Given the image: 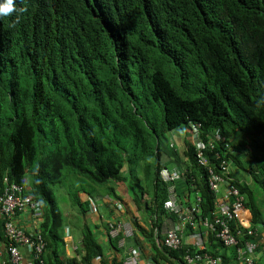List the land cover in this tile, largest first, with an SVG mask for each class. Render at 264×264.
<instances>
[{
  "label": "trees",
  "instance_id": "obj_1",
  "mask_svg": "<svg viewBox=\"0 0 264 264\" xmlns=\"http://www.w3.org/2000/svg\"><path fill=\"white\" fill-rule=\"evenodd\" d=\"M14 2L16 11L0 17V169L17 180L28 171L33 195L53 208L51 186L66 177L122 181L124 165L150 157L155 188L166 195L160 135L190 124L201 125L203 142L219 136L222 160L236 167L248 160L264 190V0ZM204 152L219 172L220 160ZM184 155L185 175L174 188H196L209 216L215 194L192 142ZM234 185L252 214L253 234L239 247H258L260 210L247 185ZM208 235L223 250L222 264H230L225 249L235 256L237 247ZM89 241L88 233L87 250ZM257 247L246 252L254 264Z\"/></svg>",
  "mask_w": 264,
  "mask_h": 264
},
{
  "label": "crops",
  "instance_id": "obj_2",
  "mask_svg": "<svg viewBox=\"0 0 264 264\" xmlns=\"http://www.w3.org/2000/svg\"><path fill=\"white\" fill-rule=\"evenodd\" d=\"M184 127H186V139L182 141L180 137L177 136L176 138L177 142L183 147V155L179 156L177 146L173 141H170L167 145L168 150L161 152L159 162L162 167L185 173V162L187 160L184 157V153L187 147L191 146L192 136L188 133V127ZM178 129L175 130L178 131ZM166 132H170L172 135H179V132L165 131L164 133ZM164 133L160 135V139ZM243 162L244 170L246 169L245 173L249 174L250 180L253 182L249 173L250 164L248 160H243ZM149 165L153 173L154 163ZM3 169H0V198L5 193L10 192L11 187H17V193L14 188L15 195L21 198L29 197L38 207L37 210L31 211L26 208L23 211L16 212V214L14 213L15 215L6 216L0 202V264H14L9 254L10 240L5 232L6 224H11L15 229L22 231L31 241L40 242L43 246L38 259H33L28 249L21 246L19 251L25 264H51V262L54 264H84L83 259L90 252L95 254L92 259H89L90 264H113L115 261L118 264H200L186 263L184 260L186 255L193 256L199 250L218 258L219 264H222L224 255H221L223 250H218L215 242L210 240L207 228L201 225L200 222L197 223L195 228H192L177 215L166 211L164 207L159 209V203L164 204L171 194L169 193V188H166V195L159 194L158 188H155L154 176L149 178L152 187L151 196L141 192L140 197H138L135 195L133 188L130 187L131 189H129L126 187L124 179L115 181V192L112 191L113 199L107 195H102L97 189L94 190L93 188H96L95 185L98 184L79 177L78 180L83 182L84 188H78L76 193L80 197V201L85 202V205H87V208H84L83 211V220L84 222L85 219L90 220L93 227V230H91L86 222V225H80L78 220L69 216H62L54 198L53 208H51L50 204H46L40 196L33 195V193L35 194V188H33V180L28 171L25 172L20 180H17L16 176L4 172ZM229 171V175L224 177L230 184L235 186L234 182L236 181L237 183L245 184L252 193L250 181L242 183L235 179L231 169ZM143 172H145V167ZM125 176L126 174H124ZM86 183H88L87 186L85 185ZM107 183L100 186H104ZM260 190L264 194V190L262 188ZM173 192L174 199L180 208L195 206L197 198H200V193L196 191V188H186L185 184L179 186V188H173ZM157 197L160 200H157ZM223 197L224 187L220 188V191L215 194L213 210L209 216L204 217L201 212V217L212 219V213L216 214L215 202ZM243 198L244 210L241 212L240 220L237 222L239 227L250 228L252 227V214L249 207L246 206V197L243 196ZM251 199L256 204L253 193ZM262 221L264 223L263 217ZM73 226L76 229H73ZM110 226L114 228L120 227L116 238L110 237ZM59 229H61V235L58 234ZM176 229L182 241V248L169 250L164 247V239L168 231ZM88 233L92 236V241H89L92 248L87 250L85 241ZM256 241L258 247L253 254L255 263L264 264V230L258 231ZM196 242L197 244H195ZM58 243H61L60 254L57 251ZM166 250L169 252L177 251V253L182 251L183 254H181V257L179 255L178 258H174ZM225 250H227L226 256L228 259L233 257L230 264H237L236 255H232L233 249L227 248Z\"/></svg>",
  "mask_w": 264,
  "mask_h": 264
},
{
  "label": "built area",
  "instance_id": "obj_3",
  "mask_svg": "<svg viewBox=\"0 0 264 264\" xmlns=\"http://www.w3.org/2000/svg\"><path fill=\"white\" fill-rule=\"evenodd\" d=\"M200 124H190L188 129L191 130L192 146L195 151L196 163L198 166L205 169L206 184L208 189L217 194L220 188L224 187V197L215 202L216 214L212 213V219L202 218L201 210L199 208L200 198H197V204L188 208H180L174 199V183L183 178L184 172L179 170H170L165 167L159 171L160 179L164 183H168L170 198L166 200L163 207L166 211H169L177 215L181 220L189 224L192 228L197 226L200 222L210 232H216V237L220 240L224 247H237L236 261L237 264H254L253 260L246 256V252H253L256 249V244L245 241L244 249L239 247V244L244 240L245 236H251L253 230L250 228L233 226L236 221L240 220V214L244 210V198L239 193L238 189L230 184L224 176L229 175L230 162L222 160L219 152L215 151L216 146L214 140H219V136H215L209 141L203 142L200 140L199 130ZM221 140V139H220ZM225 149H228L227 144L224 145ZM204 151L214 153V158L219 161V172H215L208 163L207 157ZM17 193V187H14ZM14 188L11 187V191L5 193L1 198L2 210L6 216L15 215L16 212H20L28 208L29 210H37L38 205L33 202L29 197L21 198L15 195ZM15 213V214H14ZM111 227L110 237L116 238L118 235L119 226L116 228ZM5 232L10 240L9 254L14 264H25L23 257L19 251L21 246L28 249V252L32 254L33 259H38L43 246L40 242L31 241L22 231L15 229L11 224H6ZM197 244V242L195 243ZM164 247L169 250H179L182 248V241L178 234V230H170L166 233L164 239ZM186 263H200V264H219V259L211 255L203 253L199 250L193 256L186 255L184 258ZM31 264V263H30Z\"/></svg>",
  "mask_w": 264,
  "mask_h": 264
},
{
  "label": "rangeland",
  "instance_id": "obj_4",
  "mask_svg": "<svg viewBox=\"0 0 264 264\" xmlns=\"http://www.w3.org/2000/svg\"><path fill=\"white\" fill-rule=\"evenodd\" d=\"M171 132H176V133L179 132V135H176V134L172 135L170 132L164 133V135L160 139L159 148H160L161 152L167 151L168 150V147H167L168 143L170 141H173L174 144L177 146L179 156H182L183 155L182 154L183 153V147H182V145H180L179 142H177L176 138L178 136L181 138L182 141H183V139H186V127H182L181 129H178V131L174 130ZM155 162H156V158L150 157V158L146 159L145 161L139 162L138 164H135L133 162L130 167L127 165H124V168L122 171V176L124 174H127L125 177L126 178V180H125L126 187L129 189L133 188L135 195H137L138 197H140L141 192H144V193L151 196V193H152L151 188L152 187H151L149 178L152 177L153 173L150 170L146 174L145 172H143V168H144L145 164H152ZM240 166L241 167H236L234 164H232V165L230 164V169L233 171L234 177L236 180H238L242 183H246V181H248V182L250 181V183H251L250 188L252 190L253 195L255 196L256 205L259 208L260 214L264 220V194H263L262 190H260V188L254 183V181L252 182L250 180L249 174L245 173V170H244L245 167H244L243 160H241ZM130 168L133 170V172L131 174L128 171ZM151 173H152V175H151ZM85 185L87 186L88 183H86ZM95 187L96 188H93L94 190L97 189L98 191H100L102 193V195H105V196L107 195L111 199H113L112 191L115 192V181H109L104 186L95 185ZM78 188H84L83 182L76 180L75 177H72V178L66 177L63 180L62 184L51 186V190L53 192V196H54V199L56 201V205L58 207L60 214L62 216H69L72 219L78 220V223L80 225H83L86 222L87 226L91 230H93V227H92L90 220L85 219V222L83 220V211H84V208L85 209L87 208V205H85V202L80 201V197L76 193V190ZM258 219H259V217H258ZM255 225H257V227L260 231L264 230L263 226L260 225V223H257ZM73 229H76V228L73 226ZM58 234L59 235L62 234L61 229L58 230ZM59 237L61 238V236H59ZM57 251H58V254H60L61 243H58V250Z\"/></svg>",
  "mask_w": 264,
  "mask_h": 264
},
{
  "label": "clouds",
  "instance_id": "obj_5",
  "mask_svg": "<svg viewBox=\"0 0 264 264\" xmlns=\"http://www.w3.org/2000/svg\"><path fill=\"white\" fill-rule=\"evenodd\" d=\"M14 1L15 0H3V2L0 3V17H8L16 11Z\"/></svg>",
  "mask_w": 264,
  "mask_h": 264
}]
</instances>
